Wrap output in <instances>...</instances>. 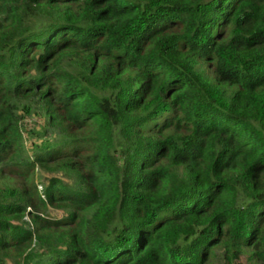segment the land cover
<instances>
[{
  "label": "trees",
  "instance_id": "1",
  "mask_svg": "<svg viewBox=\"0 0 264 264\" xmlns=\"http://www.w3.org/2000/svg\"><path fill=\"white\" fill-rule=\"evenodd\" d=\"M0 173V264H264V0H0Z\"/></svg>",
  "mask_w": 264,
  "mask_h": 264
},
{
  "label": "rangeland",
  "instance_id": "2",
  "mask_svg": "<svg viewBox=\"0 0 264 264\" xmlns=\"http://www.w3.org/2000/svg\"><path fill=\"white\" fill-rule=\"evenodd\" d=\"M17 106V117L18 125L20 126L22 132V141L24 144L25 154L32 158L38 151V148L46 141H52L61 138V134L55 126L48 123L49 114L46 112L43 104L39 100L24 99L15 102ZM52 177L62 178L66 181L69 180V173L67 170L57 168L56 166L44 169H36L34 176L35 183L38 185L46 186L48 181ZM17 177L14 175H1L0 173V183L14 185L17 183ZM30 177L28 181L32 180ZM42 189V188H41ZM47 214L53 218L65 217L68 212L67 210L58 207L57 205H49L47 207ZM249 248L244 250V255L249 253ZM48 251L47 243L43 244L38 241H33L21 256H12L7 258L8 264H21L24 260L25 255L30 253L33 257L36 255L45 256ZM245 260V259H244ZM218 261L215 259H210L208 264H217Z\"/></svg>",
  "mask_w": 264,
  "mask_h": 264
}]
</instances>
